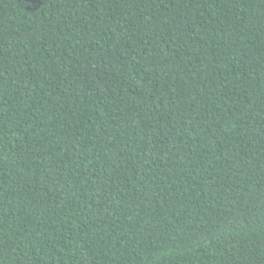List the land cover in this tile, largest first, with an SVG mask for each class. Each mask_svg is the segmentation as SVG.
Wrapping results in <instances>:
<instances>
[{
	"label": "trees",
	"instance_id": "obj_1",
	"mask_svg": "<svg viewBox=\"0 0 264 264\" xmlns=\"http://www.w3.org/2000/svg\"><path fill=\"white\" fill-rule=\"evenodd\" d=\"M0 264H264V0H0Z\"/></svg>",
	"mask_w": 264,
	"mask_h": 264
}]
</instances>
